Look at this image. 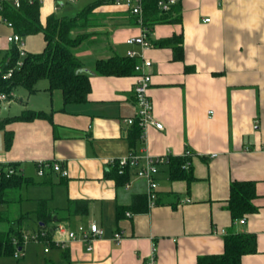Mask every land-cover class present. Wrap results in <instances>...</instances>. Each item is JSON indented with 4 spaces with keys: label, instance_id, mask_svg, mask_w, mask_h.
Instances as JSON below:
<instances>
[{
    "label": "crops",
    "instance_id": "0c3cea01",
    "mask_svg": "<svg viewBox=\"0 0 264 264\" xmlns=\"http://www.w3.org/2000/svg\"><path fill=\"white\" fill-rule=\"evenodd\" d=\"M35 1L43 24L51 14L74 16L94 0ZM177 6L180 21L149 27L152 46L143 50L125 43L141 32L125 6L105 4L93 10V36L74 49L88 74L85 102L63 105L61 92L49 93L47 83L40 81L34 92L17 86L0 101V119L25 110L51 118L5 125L12 135L7 149L0 129V163L15 164L27 177L1 198L0 221L7 228L0 232L23 214L29 216L24 228L38 229L34 212L39 201L46 202L52 217L44 227L48 230L58 222L70 228L95 223L103 230L91 251L81 241L47 252L42 243H27L16 262L0 255V264H146L152 245L156 264H197L199 258L222 253L223 235L233 232L256 237V252L243 255L239 264H264V0H179ZM12 33L0 18V59L13 44L7 41ZM173 35L181 36V60L173 59L172 47L156 45ZM43 47L37 33L23 37L20 50L39 53ZM128 50L151 61L148 96L152 117L162 124L161 130L147 126L133 152L192 154L185 169L193 177L188 183L170 180L167 164L159 167L154 206L149 208L146 200L145 212L134 210L141 207L134 197L146 196V183L135 177L134 169L128 170L127 186L107 176L118 158L132 152L125 120L136 114L137 74L116 77L93 71L96 60L122 57ZM41 160L58 161L67 176L47 171L38 177L34 166ZM247 180L254 182L255 210L239 218L241 224L231 220L226 200L232 181ZM70 200H85V214L69 216L65 209ZM115 232L122 235L117 242Z\"/></svg>",
    "mask_w": 264,
    "mask_h": 264
},
{
    "label": "trees",
    "instance_id": "16d2710c",
    "mask_svg": "<svg viewBox=\"0 0 264 264\" xmlns=\"http://www.w3.org/2000/svg\"><path fill=\"white\" fill-rule=\"evenodd\" d=\"M13 1L0 0V18L10 23L13 33L21 39L28 35L42 34L44 47L39 53L23 52L20 54L15 44L10 46L0 59V94H4L8 99L11 97L12 90L17 86L34 92L36 83L44 80L49 93L53 90L61 92L63 105L85 102L90 90L88 74L82 70V63L75 55L74 49L89 38L90 34L83 30L86 31L95 26L93 10L101 5L114 4L115 0H94L71 17H57L51 14L46 17L43 24L40 22V7L37 1L17 0V6L13 5ZM142 8V26L147 29L154 24L180 21L177 4L169 11L161 12L156 8V0H144ZM181 42L180 35H173L157 42L156 45L172 47L173 59L181 60ZM134 64L135 60L126 56H112L96 60L93 71L102 76H129L134 74ZM6 74L9 75L6 76ZM35 119L51 121L50 114L25 110L17 116L0 119V129L4 130L5 125L15 121L30 122ZM126 139L133 152L138 142L141 141V129L136 119L130 125ZM11 140L10 130H4V147L6 149L10 146ZM184 161L183 157H168L167 167L170 180H186L188 183L193 179L185 170L187 168L182 167ZM6 165L17 168L15 164H2L1 167ZM128 170V168H124L120 172V168L115 163L107 176L111 177L116 185H123L128 181ZM26 181L27 177L21 174L6 176L3 168L0 169V201L8 190L15 189ZM228 191L226 208L231 220L242 218L243 215L255 210V206L251 203L255 197L253 181H232ZM145 198L146 196L134 197V202L135 200L141 202L140 208L134 206L135 211H146ZM86 210L87 202L85 200H70L65 209L69 216L83 215ZM34 214L37 230L43 229L52 220L47 212L45 201L38 202ZM28 218V214L19 215L10 222L6 232H0V255L13 253L12 238H16L17 245L21 246V235L27 231L24 227ZM223 236V252L219 255L199 258L197 264H239L243 255L256 252V237L252 233L233 232L225 233Z\"/></svg>",
    "mask_w": 264,
    "mask_h": 264
},
{
    "label": "built area",
    "instance_id": "2783aa9c",
    "mask_svg": "<svg viewBox=\"0 0 264 264\" xmlns=\"http://www.w3.org/2000/svg\"><path fill=\"white\" fill-rule=\"evenodd\" d=\"M32 1V0H29ZM143 1L144 0H115L114 4H120L125 6L132 15L136 17L137 23L141 27V32L138 36L130 37L125 40L128 45H137L140 50L149 48L152 46L149 40V29L142 26V13H143ZM179 0H156V8L158 11L167 12L174 5H176ZM13 5L17 6V0L13 1ZM205 22L208 19H204ZM7 25L11 27V24L7 22ZM7 41L15 44L20 52L22 46V39L15 33L10 34L7 37ZM125 56L131 59L140 57L139 62L134 64V73L137 74L136 82L133 86L134 100L136 104V114L133 118L126 119V123L131 125L136 119L139 128L141 129V136L147 126H153L154 128L161 130L162 124L155 121L152 117V103L148 96V88L151 82V73L149 71L151 67V61L145 58L142 54L135 52L133 50H128ZM9 74H6L8 76ZM7 100L4 94H0V101ZM191 152L185 150L182 157L186 160L184 161L182 167L188 168L189 162L187 158L191 157ZM168 155L165 156H150L148 154L138 155L136 152H129L116 160L117 167L123 170L124 168L134 169V175L136 178L143 179L146 183V200L148 207L154 206L156 199V187L157 182L155 176L161 165L167 164ZM3 168L6 176L20 174V170L12 166H4ZM35 172L38 177H42L47 171H52L59 174L60 176H67V170L61 167L58 161H38L35 163ZM127 186V183H125ZM126 216H131L130 213L125 212ZM239 223L243 224L244 220L239 219ZM49 231V232H47ZM103 235V230L95 223H89L87 225H77L74 228H70L67 225L58 222L54 227L49 230L46 228L40 230H30L25 231L21 235V246L17 245V239L12 238V244L14 250L12 256L14 258H20L22 256L21 247L27 243H42L44 245V252H47L49 247H55L59 249H64L66 242L69 241H81L85 244L86 251H91L92 242L94 240L100 239ZM122 235L120 232H115L113 239L117 242L121 239ZM146 264H156V247L152 245L150 254L147 258Z\"/></svg>",
    "mask_w": 264,
    "mask_h": 264
},
{
    "label": "rangeland",
    "instance_id": "374dc122",
    "mask_svg": "<svg viewBox=\"0 0 264 264\" xmlns=\"http://www.w3.org/2000/svg\"><path fill=\"white\" fill-rule=\"evenodd\" d=\"M84 32H87L89 33V38H92V29H87L86 31L83 30ZM83 31H78V32H83ZM42 82L44 83L45 81L44 80H40V83L38 84H42ZM21 88H19L20 90ZM7 228V223L5 221H0V230H5ZM30 247H33V246H36L35 243H29ZM7 258H9L10 261L12 262H16L17 260H15V258L12 256V255H7L6 256Z\"/></svg>",
    "mask_w": 264,
    "mask_h": 264
}]
</instances>
